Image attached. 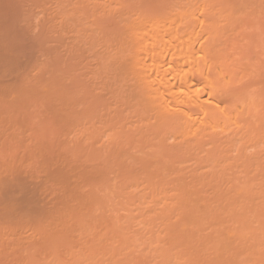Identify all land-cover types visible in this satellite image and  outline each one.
<instances>
[{
    "label": "rangeland",
    "instance_id": "rangeland-1",
    "mask_svg": "<svg viewBox=\"0 0 264 264\" xmlns=\"http://www.w3.org/2000/svg\"><path fill=\"white\" fill-rule=\"evenodd\" d=\"M0 264H264V0H0Z\"/></svg>",
    "mask_w": 264,
    "mask_h": 264
},
{
    "label": "bare ground",
    "instance_id": "bare-ground-1",
    "mask_svg": "<svg viewBox=\"0 0 264 264\" xmlns=\"http://www.w3.org/2000/svg\"><path fill=\"white\" fill-rule=\"evenodd\" d=\"M177 29V28H176ZM189 45V44H188ZM172 48L174 47V46H172V45H170ZM170 46H168V47H166V48H164V49H166L165 51H163V49L162 50H160V52L158 51V53H156V59L154 58H150L149 60H154V61H156L157 63L159 62V60H165V58L166 57H168L169 59H168V61H167V64L165 65L166 67L164 68V66L162 67V70L161 71H157L156 70V72H154V73H152V75H151V73H150V75H142L141 74V82L143 83L142 85L144 86V87H147L148 89L150 88V85H152L151 83L153 82L151 79H154V78H157L159 81H161V82H164V83H166L167 84V86H169V91H168V93H167V97H165L164 99H156V101L154 100V102H150L151 104H152V106H154V105H156V106H160L161 104H163L164 102L166 103V101H168L167 103H169V101L171 100V99H173V98H175V96L177 95V98H183L184 96H187V98H186V100L187 101H185V97H184V102H185V104H186V102H189V104L191 105V107L193 106L194 108H197V112H199V110L200 111H202L203 112V114H206V106L205 105H202V103H203V100L200 98V94H201V92L200 91H202L203 90V88H204V86H202V84L200 85V84H198V83H200L199 81L198 82H196L197 81V79L195 80L194 78H193V76H191L190 74L191 73H189V72H183L182 70H181V68L183 67V65L184 66H186V61H188L189 62V58L191 57V55H190V53L188 52V54H189V56L190 57H188L186 54H185V52H186V50H185V52H184V50H183V53H178V52H175V50L176 49H168V48H170ZM191 46V45H190ZM190 49V48H189ZM170 50V51H169ZM173 51V52H172ZM178 51V50H177ZM188 51V50H187ZM154 56V57H155ZM150 57V56H149ZM193 58V57H192ZM192 58H190L191 60H190V63L192 62ZM150 62L151 64H149V65H157V63L155 62V63H153V62ZM190 63H188V64H190ZM188 64H187V69H188ZM144 66V65H143ZM146 66V65H145ZM164 68V69H163ZM190 68V67H189ZM186 69V68H185ZM184 69V70H185ZM189 70V69H188ZM187 70V71H188ZM153 72V71H152ZM183 72V73H182ZM186 73H189V77H190V79L192 80V81H190L189 79H187V75H186ZM154 74V75H153ZM142 76H145V77H143L142 78ZM188 77V78H189ZM192 77V78H191ZM195 80V81H194ZM140 82V83H141ZM181 86V87H185V88H193V89H191V90H186L185 92H181V89L179 88V86ZM204 85H206V84H204ZM211 85V84H210ZM149 86V87H148ZM199 86H202V87H199ZM177 87V88H176ZM212 87H214V86H212L211 85V92H209V91H207V93H209V96H213V90H214V88L212 89ZM205 89V88H204ZM180 91V92H179ZM184 91V90H183ZM181 93H184V95L182 96V97H178V94H181ZM212 94V95H211ZM214 97V96H213ZM216 98V97H215ZM189 100V101H188ZM217 100H219V99H217ZM151 101V100H150ZM153 101V100H152ZM220 103V102H219ZM224 103V102H223ZM187 106H189L188 105V103L186 104ZM162 106V105H161ZM194 108H192L193 110H194ZM223 108V107H222ZM188 109V108H187ZM187 109L186 110H184V112L185 113H183L184 114V117H186V115H188L189 114V116H187V117H192L193 115H194V113L192 112L193 110L192 109H188V110H190L189 112L191 113L192 112V114H190L189 112H187ZM223 112H226V111H224L225 109H221ZM194 111H196V109L194 110ZM201 112V113H202ZM222 112V113H223ZM187 113V114H186ZM186 114V115H185ZM226 114H227V112H226ZM225 114V115H226ZM229 115V114H228ZM228 115L227 116H225L226 118L228 117ZM188 119V118H187ZM190 119H192V118H190ZM193 122V121H192Z\"/></svg>",
    "mask_w": 264,
    "mask_h": 264
}]
</instances>
